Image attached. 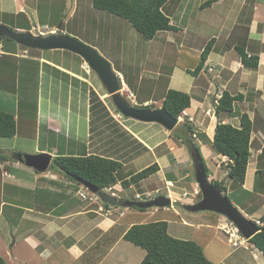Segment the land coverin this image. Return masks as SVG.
Here are the masks:
<instances>
[{
	"label": "crops",
	"instance_id": "0c3cea01",
	"mask_svg": "<svg viewBox=\"0 0 264 264\" xmlns=\"http://www.w3.org/2000/svg\"><path fill=\"white\" fill-rule=\"evenodd\" d=\"M10 1L12 4H5L0 0V26L12 31L33 33L34 23L40 21L36 8L42 4L43 0ZM49 1L44 0L45 3H49ZM70 1L72 3L73 0ZM78 1L80 2V0H76L77 4ZM209 2L212 3L204 7V4ZM72 12L70 18L74 20L77 13L75 9H72ZM163 12L169 17L175 30L159 33L148 41L147 46L140 47V37L133 34L129 24L127 26H129L128 31L132 34V39L126 37L121 43L118 42L116 35L120 33L119 27L113 24L117 18L110 14L107 15L116 20L111 19L109 20L111 23L106 22L102 25L100 22V25L97 26L103 28V30L99 28L98 31L106 36L102 38V41L107 45H103L100 41L99 44L102 47H99L98 44L95 46L102 52L105 49L112 50L113 47L110 46L109 41L115 37L114 50L121 47L118 59L121 69L115 70L116 68L114 69L113 66L112 68L122 83V90L130 92L132 95L134 105L140 102L143 103V106H150V109L161 108L163 94L168 89L182 91L191 96V107L188 114L192 118L195 128L192 142L194 140L199 146L197 147L204 163L205 158L218 161L215 164V172L211 175L208 174V179L211 182L220 181L223 183L226 180L227 191H223V193L230 197L231 203L249 220L264 223V177L257 175L260 166L258 163L261 165L264 163V0H201L199 2L198 0H167L163 6ZM104 14L106 15V13ZM51 15L50 12L43 15L44 21L50 19ZM44 21L39 22L40 25L34 28L37 33H33V35L45 36L56 33L54 26H48ZM247 24L249 25L247 54L259 58L256 69H247L240 64L239 56L230 42V36L235 27ZM99 32L98 35H100ZM122 33L124 32L121 31V35ZM109 34L110 37L107 38ZM159 38L160 40H157ZM172 38L175 39V44L170 43ZM211 40L214 42L202 70L195 75L191 74L199 63L205 45ZM169 43L174 48L166 47ZM152 44L155 46V50H158L159 56H163L157 71H154V68H151L152 64L149 63L151 49L148 46ZM19 48L23 47L16 43H11L9 46L4 38L0 39V56L16 59L19 73L21 72L26 78L22 91L18 86L13 91L19 92L16 98H11L13 105L6 100L2 102L4 94L0 95V111L4 112L5 107L11 105L7 114L13 115L16 122L15 136L4 138L7 141H4L3 147L0 148V152L5 156L0 161V166L3 167L0 169V178L6 179L5 183L9 189L6 200L0 196V257L2 258L1 255L3 258L6 257L8 253L4 251L8 250L11 253L12 261L16 263H11L8 259H4L5 262L7 264L21 263L24 259L22 256L24 248L19 247V241L16 240V238L19 240L21 238L24 246L27 244L35 248L40 251L39 255L41 253L53 254L56 249L68 242V245L64 246L67 254H72L76 258H80L81 263H85L82 260L83 253L90 246L86 247L87 244L84 246L83 239L86 238L83 232L84 228L80 231V237L72 236V232L75 235L74 232L83 226V224L80 225V203L82 202L77 196V191L82 190L80 184L77 185L67 178L64 183L54 179L56 173H61L54 169V172L51 173L48 171L36 172L19 163L16 155L48 153L54 158L56 156L96 154L118 160L112 155H117L115 144L104 146L102 154L89 152L94 149V147L91 149L89 144L91 142L89 134L87 135L88 139L81 143L82 145L77 139H72L69 142L72 129L80 128V116L84 118L85 124H88L86 132L92 130L90 124L92 114L87 107V93L90 88L96 91V88L99 89V85L87 81V78L81 73V58L69 51L31 49L21 51ZM4 49L5 51H3ZM4 76L5 73L0 75V89H9L7 81L3 79ZM98 91L100 92V90ZM224 91L232 96H241V99L233 104L234 114L232 116L215 114V105ZM104 94L106 95V91ZM80 98L82 105L84 104V108L81 109ZM154 105L156 106L151 108ZM80 110H82L81 115ZM107 110L111 117L117 114L114 109H112L114 113L109 108ZM208 110H210V115L205 113ZM240 114H246L252 122L251 155L242 188L231 192L228 190L229 180L226 178L227 170L225 169L228 159L218 155L212 148L211 142L217 124L226 123L239 128ZM123 120L126 136L131 135L134 138L133 141L136 140V143L144 146L153 157L157 148L163 147L166 151L161 155H155L154 162L159 166L158 172L140 182L138 186L157 174H162L165 181L171 184H178L189 178V175H184L179 168L184 162L193 163L192 153L182 141L185 135L182 127L179 126L180 123L171 132H168L155 123H142L134 120L129 122L131 119L127 118ZM106 124L95 125L101 129L100 125L104 127ZM155 126L159 129H156L157 131L153 134L148 135L145 132L148 127L155 129ZM97 127L93 126L92 131L98 133L100 130L96 129ZM161 134L163 136L160 138ZM131 136L129 137L130 141ZM108 140L115 142L116 135L112 133V137ZM5 151L15 154L7 157ZM138 156H142V154H138ZM167 157L172 159V165L168 163L161 165V160H167ZM118 161L122 164L118 174L125 176L123 179H128L131 174L136 173L128 174V163H125L124 166L122 163L124 161ZM124 169L125 172H123ZM3 172L6 174L4 175ZM61 174L65 177L63 173ZM119 185L120 182H117L111 187V191ZM194 185L192 196L198 192L196 182ZM167 190L166 197L177 198L169 188ZM177 191L181 192L183 197L184 194H187L184 188L178 187ZM5 194L3 193V198H5ZM50 196L52 200H49ZM113 214L116 215L115 209L112 211ZM121 215L122 212H119L113 219L106 221L103 226H108V229H111ZM93 224L95 225L87 226L88 231L94 230L95 227L99 230L100 225ZM8 227H11L10 235L13 237V241L7 249V247L4 248L6 245L3 237L7 236ZM103 231L106 232L105 229ZM97 234L98 236H96ZM92 235H95L92 240H98L100 237L99 231L93 232ZM119 239L121 240V238ZM248 245L249 248H253L255 259L260 256L263 258L254 246L249 243ZM19 248H23L21 253H19ZM111 248L113 249L114 246ZM130 250L133 253H141V251H134L135 249ZM132 264H136V262ZM257 264L259 263L257 262Z\"/></svg>",
	"mask_w": 264,
	"mask_h": 264
},
{
	"label": "rangeland",
	"instance_id": "374dc122",
	"mask_svg": "<svg viewBox=\"0 0 264 264\" xmlns=\"http://www.w3.org/2000/svg\"><path fill=\"white\" fill-rule=\"evenodd\" d=\"M1 1L5 2V4H8V3L12 4V2L10 0H1ZM199 1H201V0H198V2ZM72 9H75V11L77 13V14H75L74 20L70 18V13L72 12ZM37 12H38L37 17L39 18V20H40L39 22H41V23L44 21L43 15H46L48 12H50L52 14L50 19L48 18L47 20L44 21V23H46L48 26H51V25L54 26V28L56 29L57 32H58V28L60 27V31L64 32L65 35H68V36L78 40L79 42H81L87 46H90L91 48H94L110 64L112 61L113 68L114 69L116 68L115 62L118 58H115L114 56L112 57L109 54L108 49H105V52H102V51H100V49H98L95 46V45L99 44L100 41L103 45H107L104 43V41H102L103 40L102 38H105L106 36L105 35L103 36L102 32L100 33L98 31L99 28L102 30H103V28L97 27V26L100 25V22H101V25L106 23V22L111 23V21L109 22V20L115 19V18H112L107 14L105 15L102 12H98V11L93 10L91 8L90 0H89V3H88V0H80V2L78 1V4H77L76 0H73L72 3L70 0H50L49 3H45L43 0L42 4L36 8V13ZM39 22L34 23L33 27L36 28L37 25H40ZM92 24H93V26H91ZM113 24L115 26L119 27L120 33H119V35H116L118 42L121 43L124 40V38H126V37L132 39V34L128 31L129 26H127L128 24L126 22H124L122 19L121 20L117 19L116 22ZM34 28H33L32 32L35 34V33H37V30H35ZM130 29L135 36L140 37V40H139V43L141 44L140 47L143 45H145V46L148 45V41H150V40H146V39L142 38L132 27ZM121 31L124 32V33H122V35H121ZM14 32H17V31H14ZM98 32L100 33V35L97 34ZM17 33H23V32H17ZM33 33L30 32V34H33ZM107 36H108L107 38H109L110 34ZM96 38L99 40V42H98V40L96 41ZM157 40H160V38ZM4 41L7 42L9 46L11 45V43L15 44V42H13L11 40H4ZM94 41H96V42H94ZM115 43H116L115 37L109 41V44H110V46L113 47V49H114ZM170 43L175 44V39L173 40V38H172ZM170 43L167 44L166 47H168L169 49L174 48L172 45H170ZM148 48L151 49V56H150L151 59H150L149 63L152 64L151 68H154V71H157L158 65L162 63L161 59L163 58V56H159L158 50L157 51L155 50V46L153 44L149 45ZM19 49L22 51L25 48L23 47V48H19ZM120 49H121V47L118 48L119 54H120ZM3 51H5V49ZM0 57H2V56H0ZM164 59H165V57H164ZM135 60H136V57H135ZM165 61H166V59H165ZM17 62L18 61L16 59L10 58V57L9 58H5V57L0 58V72H2L3 74L5 73V76L3 79H5L7 81V88H9V89H0V95L2 93L4 94V96H3L4 98L1 101L4 102L6 100V101H8L9 104L12 103V105H13V102L11 101V98H13V99L16 98V95L19 93V92H13L14 89L16 88V86H18V87H20V90L22 91L23 82L26 81L25 76L22 75L21 72L19 73ZM120 67H121V65H120ZM81 69H82V71L85 72L86 76H84V77L87 78L88 82L90 81L91 84L95 83V84H97V86L99 85V89L96 88L97 92L94 89L90 88L88 93H87V95H88L87 107L89 108V110H90V92L95 91L96 94L98 95L101 103H103V105L106 106L107 109L109 108L111 110V112H113L112 109H114V106L112 105L111 99L109 96H106L107 93H106V95L104 94L105 89L102 87V85H100V82H99L98 78L96 77V75L92 71L86 69L85 63L83 61H82ZM2 73H0V75ZM31 84H32V82H31ZM98 90H100V92ZM122 93H123L124 97L128 100L129 103H131L133 105L135 104L133 101L134 99L132 98V95L130 94V92H127L126 90H122ZM155 106L156 105L151 106V108H153ZM81 108H84V104L82 105L81 98H80V109ZM9 109H11V105H7L5 107L4 112L8 113L7 111ZM81 113H82V110H80V115H81ZM205 113H207V112H205ZM119 115L120 114H118V115L114 114V116L111 117L110 113L108 112V116L105 118V123H107V124L104 127H103V125H100V126H102V128L100 129L99 127H97L98 125H93L94 127H97L96 129L100 130L98 133H97V131H92L93 130L92 125H91L92 130H90L89 132H86V129L88 128V124L86 125L84 118L82 116H80L79 117L80 128L74 127L72 129L71 140L69 142H71L72 139H77V141L80 142V145H82L81 143L84 142L86 139H88L87 135L89 134V139L91 141V142H89V144L91 146V149H92V147H94V149L90 150L89 152H94V153H98V154H102L103 150L105 149L104 146H107L109 144L111 146H113L115 144V147L117 150V155H115V154H112V155L116 159L124 161V162H122V163H124V166L126 165L125 163H128L127 164V166H129V167H127V169H128L127 172H129L128 174H131V172L132 173L138 172L141 169L155 163L154 162V159H156L155 155H159V154L161 155L162 152L166 153L165 148L160 147L154 151L155 155L153 157L151 155V153L145 149L144 146L139 145L138 142L136 143L135 142L136 140L133 141L134 138L131 135H129V137L130 136L132 137V139L130 141L129 137L126 136V131L124 130V127H123L124 126L123 124L125 123L123 119H125V118H123L122 116H119ZM72 122L74 123L73 119H72ZM129 122H132V120H130ZM156 129L158 130L159 128H156V126H155V129L153 127H148V129L145 132L148 135H150V134H153V132L157 131ZM93 132H96L97 134L95 135ZM112 133H114L116 135L117 140L115 142L112 140L109 142V140H108L109 138L112 137ZM162 136H163V134L160 135V138ZM91 138H93V140H91ZM4 141H7V140L4 138H0V148L3 147ZM193 142H194V140H193ZM75 145H77V144H75ZM194 145L198 146L197 143H195V142H194ZM83 151L84 150L82 149V152ZM9 153H7L5 151V154L7 155V157L14 156V154H15V153H12L10 151H9ZM0 154L2 155L1 152H0ZM138 154H142V156H138ZM105 155H107V153H105ZM167 160L166 159L164 161L161 160L160 164L164 165V164L168 163L169 165H172V161H171L172 159L170 160L167 157ZM0 161H1V159H0ZM217 162L218 161L212 160L211 158L210 159L205 158L204 164L208 170L209 175H211L215 172L214 171L215 170V164ZM179 168H181L180 170H182L184 175L188 174L189 178L183 180L181 183H178V184L177 183L171 184L170 182H166L165 181L166 179L163 178L162 174H157L156 176L151 177L146 183L141 184L140 186H133L129 189V188H122V186L119 185L112 190V192L117 195L118 202H124L125 200L131 201V200L135 199L136 194H141V193L147 192V191L153 192L155 190H158L160 196H167L168 195L167 188H169L170 191H172L174 194H176L177 198H175V197L170 198L172 200V203L168 208L167 207L163 208V209L153 208V209H148L143 213H140L138 211H134L131 209H129V210L124 209L121 206H116V207H113L115 209V214L117 215L119 212H122V213L126 212V213H128L127 214L128 218H130L132 220L131 215H133L134 221H141V222H148L149 220L154 219V218L166 220L168 223V233L172 237L184 239V240H193V241L197 242L200 246L203 247V251H204V254L206 255V257L210 261H212L216 264H218V263H222V264H257V262L259 264H264V258H261V256L257 259H255L253 257L254 251H253L252 247H251L252 249L249 248V245H247L249 250H245L243 247L233 248L232 244L228 241L229 236L226 233L228 231L230 225L227 222H225L226 219L224 217L219 216L217 218V225H214L215 223H213V221H212L215 217L214 214H212L210 212L192 213V212L186 211L183 208V205L193 204V203L199 201L201 198V195L198 191V195H197L198 197L192 196L193 190L195 188V185H194L195 184V177H194L193 163L184 162L179 166ZM0 169H3V167L0 166ZM53 169L56 171L58 168H56L54 166V164L51 162L49 169L47 170L48 173L54 172ZM167 169H169V168H167ZM123 172H125V169ZM3 174L5 175L6 173L3 172ZM46 175L48 176V174H46ZM122 176L123 175H121V174L118 176L119 180H122L123 178H125V176H123V177ZM54 179L60 181L61 183H64L65 180H67L66 177H63V175L61 173H56V177L54 176ZM5 180L6 179H4V178L3 179L0 178V196L2 197V199L6 200L7 199L6 196L8 194L9 189L7 188ZM226 184L227 183L225 180L224 185H226ZM172 185H173V187H172ZM178 187L181 189L184 188L187 191V194H184L185 195L184 197L182 196L181 192L177 191ZM84 192L85 193L83 194V192L80 190V196L84 197V199H82L80 197V200L82 201V203H80V225L83 224V226H80V230L76 229L77 231L74 232L75 235L72 232V236L74 238L80 237V234H81L80 231L83 230V228H84L83 232L85 233L84 236L86 238L83 239V243H84V246L87 244L86 247H89L97 240V239L92 240L93 236H95V235H92L93 232L99 231L100 237L98 239H100L104 234V231H103L104 229L106 230V232L109 230H112V228L108 229V226H103V224L106 221H108L109 219H113L116 215H114V214L112 215V213L111 214L105 213L104 211L99 210V207H98L99 201L97 199H95L91 195L90 192L89 193H87V191H84ZM3 193H6L5 198H3ZM77 195H79V194L77 193ZM228 198H229V200H231L230 197H228ZM49 200H52L51 196L49 197ZM93 223L100 225L98 228L99 230H97V227H95L94 230L88 231L87 226L95 225ZM220 223H222V224L218 225ZM77 225H78V223H77ZM11 226H12V223H11ZM218 228H220L221 230ZM10 231H11V227L10 228L8 227L7 228V236L3 237V239L5 240V245H6V246H4V248L7 247V249L9 248V245L13 241L12 240L13 237H11ZM117 231H118V229L114 230V232H117ZM68 232H67V234H68ZM65 236L67 237V235H65ZM96 236H98V234ZM17 239L19 241L18 246L24 248V249L19 248V253H21V250L23 249L22 256H24L23 257L24 259L19 264H83V263H81L80 258H76L72 254H70V255L67 254L64 246L65 245L67 246L68 242H65V244L62 247H60L59 249H56L53 254L41 253L39 255L38 252H40V251L36 250L35 248H33L27 244H26L27 246L26 245L24 246V244H22L23 243L22 239L20 238V240H19V238H16V240ZM117 241H118V243L116 244ZM117 241L112 245V246H114L113 249L112 248L106 249L105 258L103 260H100L96 264H132L134 262H136V264H139L140 261L142 260L143 256H144V254H143L144 251L141 250L140 248H136V247L132 246L131 244L123 241L122 239L121 240L118 239ZM130 249H135L134 251H141V253H139V252L133 253V251H131ZM4 252L8 253V254L4 258H3V255H1L2 258L8 259V260H10L11 263H13L14 261H12L11 253L8 250H5ZM14 263H16V262H14Z\"/></svg>",
	"mask_w": 264,
	"mask_h": 264
},
{
	"label": "trees",
	"instance_id": "16d2710c",
	"mask_svg": "<svg viewBox=\"0 0 264 264\" xmlns=\"http://www.w3.org/2000/svg\"><path fill=\"white\" fill-rule=\"evenodd\" d=\"M166 2L167 0L90 1L93 10L110 14L120 20L122 19L146 40H152L161 32L175 30V26L171 24L169 17L163 12V6ZM211 3L212 2L204 4V7L209 6ZM91 26H93V24ZM248 33V24L244 26L238 25L231 33L230 42L233 44L234 50L239 56L240 64L247 69H256L259 64V58L247 54ZM4 40L10 39L4 38ZM213 42L214 40H211L205 45L200 55L199 63L191 74L195 75L202 70ZM98 46L102 47L101 44H98ZM118 51L119 50L112 49L109 50V54L119 59ZM118 59L115 62L116 70L121 69ZM80 63H82L81 60ZM81 73L86 76L84 71L81 70ZM162 99L161 107L174 118H178L184 110L188 113L191 107V96L182 91L168 89L163 94ZM240 99L241 96H232L224 91L218 103L215 105V114L232 116L234 114L233 104ZM131 105L138 109H150V106H143V103L140 102L136 105ZM114 111L119 114L115 108ZM208 111L209 114L206 113V115H210V110ZM90 113L92 114L90 120L92 126L98 123H105V118L108 116L107 107L101 103L95 91L90 92ZM239 118V128L226 123L217 124L211 142L214 151L218 155L225 156L228 159L225 169L227 170L226 178L229 180L228 190L231 192H235L242 188L251 155L250 137L252 122L246 114H240ZM179 126L182 127L183 134L185 135L182 139L183 143L192 154L195 153V150L199 152V148L192 142L195 130L192 122H189L186 118L184 122H180ZM15 134L16 122L13 115L0 111V138H12ZM3 157L4 156L0 154V159H4ZM52 163L58 168L56 171H61L71 182L79 185L80 183L77 181L79 179L98 187L100 190L111 188L116 185L117 182H120L122 188H129L133 185L138 186L140 182L157 173L159 170L158 164L153 163L139 172L131 174L128 179L119 181L118 176L120 174H118V171L121 169L122 164L118 160L109 157L96 154L56 156L53 158ZM258 165L260 166L258 167L257 175L264 177V163L263 165L258 163ZM204 168L208 176V170L205 164ZM212 183L220 187L222 191H227L225 185L219 186L220 182L215 181ZM145 193L146 192H143L141 195ZM224 196L229 200L228 195ZM78 198L80 199L79 196ZM229 201L231 202V200ZM80 202L82 201L80 200ZM104 207L107 209L109 208L107 204H104ZM129 209L140 213L148 210L133 207ZM127 214L126 212L122 213L114 227H112V230L105 232L100 239L96 240L83 253L84 258L82 260L85 264H96L102 260L105 256L106 249H110L119 238L145 252L139 264H216L206 257L203 247L197 242L172 237L168 233V223L166 220L154 218L148 222L134 221V216L131 215V220L128 218ZM212 214L215 215L212 221L215 223L214 225H217V218L219 215L215 213ZM256 221H252V223L256 224ZM115 229H118V231L114 232ZM260 229L261 230L257 234L249 239L248 243L254 246L264 258V227H260ZM0 264L7 263L0 257Z\"/></svg>",
	"mask_w": 264,
	"mask_h": 264
},
{
	"label": "water",
	"instance_id": "95a60500",
	"mask_svg": "<svg viewBox=\"0 0 264 264\" xmlns=\"http://www.w3.org/2000/svg\"><path fill=\"white\" fill-rule=\"evenodd\" d=\"M1 38L10 39L26 49L39 51L66 50L79 56L85 63L86 68L96 75L110 97L115 110L124 118L142 123H155L168 132H171L179 124L178 119L171 116L162 107L158 109H138L133 107L124 97L122 83L117 73L113 70L112 65L94 48L62 33L60 27L58 28V33L41 36L24 32L17 33L0 26ZM16 157L19 163L39 173L46 172L53 159L52 155L48 153H38L35 155L20 154L16 155ZM191 157L194 164L195 182L201 198L193 204L183 205V208L192 213L211 212L224 217L237 228L244 239H251L259 232L258 228L224 196L220 187L214 185L208 179L200 152L195 150V153L191 154ZM77 181L89 192L96 194L104 204L114 207L120 205L117 199L104 193L98 187L79 179ZM223 185V182L219 183V186ZM171 203L172 201L169 197L160 196L147 202L128 201L121 204V206L127 209L131 207L138 209H159L169 207Z\"/></svg>",
	"mask_w": 264,
	"mask_h": 264
},
{
	"label": "built area",
	"instance_id": "2783aa9c",
	"mask_svg": "<svg viewBox=\"0 0 264 264\" xmlns=\"http://www.w3.org/2000/svg\"><path fill=\"white\" fill-rule=\"evenodd\" d=\"M209 70H211V69H209ZM207 114H209V111H207ZM178 118L180 120H183V122H184V119H186V118H187V120L189 122H192L193 121L192 118L188 115L187 111H185V110L181 112V114H180V116ZM82 192H83V194L85 193L84 191H82ZM77 193L79 194L78 195L79 197H81L82 199H84L83 196H80V191H78ZM87 193H89V192L87 191ZM91 195L95 199H97L99 201V203H98L99 210L104 211L105 213H109V214L112 213L111 212V207L108 208V209L105 208L103 202L99 199V197L97 195L92 194V193H91ZM112 195H114V194H112ZM158 195H159L158 190H155L153 192H147V193H145L143 195L137 194V195H135V200H138V201H149V200H151L152 198H154V197H156ZM196 195H198V192H196ZM195 196H193V197H195ZM225 222H227L230 225V227H229V229H228V231L226 233L229 236V240L228 241L232 244L233 248L243 247L245 250H247L248 249V247H247V241L248 240L244 239L241 236V234L238 232L237 228L231 222H229L228 220H226ZM221 224L222 223H220L219 225H221ZM255 225L257 227H259V228L260 227H264V223H260L259 221H256V224ZM218 229H220V228H218Z\"/></svg>",
	"mask_w": 264,
	"mask_h": 264
},
{
	"label": "clouds",
	"instance_id": "9594fccd",
	"mask_svg": "<svg viewBox=\"0 0 264 264\" xmlns=\"http://www.w3.org/2000/svg\"><path fill=\"white\" fill-rule=\"evenodd\" d=\"M55 33V32H54ZM56 33H58L57 31H56ZM209 70V69H208ZM209 71H211V70H209ZM131 104V103H130ZM178 119V121H179V123L180 122H183V120H180L179 118H177ZM81 188H83L81 191H88L87 189H85L82 185H81ZM101 191H103L104 193H106V194H108V195H110V196H112V197H114L115 199H117V195L115 194V193H113L112 191H111V188H107V189H102ZM89 192V191H88ZM109 192V193H108ZM148 192V191H147ZM146 192V193H147ZM91 193V192H90ZM93 194V193H92ZM112 194H114V195H112ZM96 195V194H95ZM156 197H160V195H158V196H156ZM156 197H154V198H156ZM154 198H152V199H154ZM151 199V200H152ZM117 201H118V199H117ZM126 201V200H125ZM131 201H137V202H147V201H138V200H135V199H133V200H131ZM150 201V200H149ZM126 202H128V200L126 201ZM120 203V205H118V206H121V204H123V203H125V202H119ZM104 204V203H103ZM109 206V208L111 207V212H112V210L114 209L113 207L114 206H110V205H108ZM116 207V206H115ZM122 207V206H121ZM124 208V207H123ZM124 209H127V208H124ZM152 209V208H151ZM157 209V208H156ZM227 220V219H226ZM229 221V220H228ZM251 221V220H250ZM230 222V221H229ZM252 222V221H251ZM255 225V224H254ZM256 226V225H255ZM257 227V226H256ZM258 228V230L260 231L261 229L259 228V227H257ZM249 241V240H248ZM248 241H247V245H248ZM248 250V249H247Z\"/></svg>",
	"mask_w": 264,
	"mask_h": 264
}]
</instances>
